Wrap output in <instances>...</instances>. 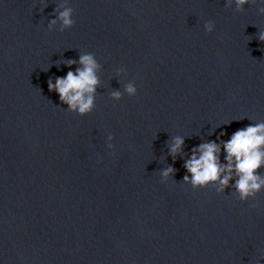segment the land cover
I'll return each instance as SVG.
<instances>
[{"label":"clouds","instance_id":"9594fccd","mask_svg":"<svg viewBox=\"0 0 264 264\" xmlns=\"http://www.w3.org/2000/svg\"><path fill=\"white\" fill-rule=\"evenodd\" d=\"M257 0H226L225 7L231 8L235 4L237 12L244 11L246 4H256ZM264 5V0H261ZM47 7V5L45 6ZM258 11L264 14V6ZM74 9L69 6L68 0H61L53 9L54 19H50L48 30L52 31L59 24V31L63 33L66 29L74 26ZM205 31L211 33L214 30V22L208 21L204 24ZM258 39L264 42V31L258 33ZM62 63L69 68L79 63L75 71H68L66 76L55 77L47 81L48 90L59 95L61 103L67 105V112L77 113L85 116L95 108L97 89L101 84L98 73L101 71V64L92 53H80L79 60H66ZM125 72L124 68L117 70V75ZM135 96L137 88L134 82L124 85V92L116 89L111 91L110 97L113 100H120L123 94ZM225 133H221V136ZM113 136L109 134L107 141H112ZM217 140H220L218 137ZM108 148H113L108 143ZM169 155L173 162L178 155L183 153L184 138L174 136L167 142ZM221 148L224 153V162L220 160ZM186 173L183 183L190 184L192 188H205L209 185L215 187L217 193H224L225 189H234L239 201L244 202L255 199L257 194L264 190V174L259 170L264 168V122L250 123L235 131L231 137L219 143L209 141L199 144L193 148L191 155L184 161ZM176 169L169 165L161 169L160 175L163 181L173 176ZM234 181V183H232ZM256 205H253L255 207Z\"/></svg>","mask_w":264,"mask_h":264}]
</instances>
